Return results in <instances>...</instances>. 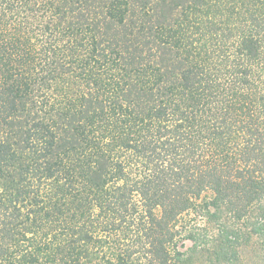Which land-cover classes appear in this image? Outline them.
<instances>
[{"label":"trees","instance_id":"obj_1","mask_svg":"<svg viewBox=\"0 0 264 264\" xmlns=\"http://www.w3.org/2000/svg\"><path fill=\"white\" fill-rule=\"evenodd\" d=\"M0 264H264V0H0Z\"/></svg>","mask_w":264,"mask_h":264}]
</instances>
